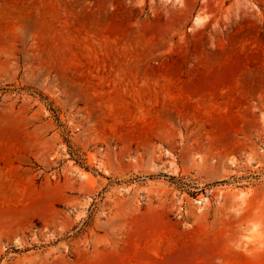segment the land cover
Returning a JSON list of instances; mask_svg holds the SVG:
<instances>
[{"label": "rangeland", "instance_id": "1", "mask_svg": "<svg viewBox=\"0 0 264 264\" xmlns=\"http://www.w3.org/2000/svg\"><path fill=\"white\" fill-rule=\"evenodd\" d=\"M0 264H264V0H0Z\"/></svg>", "mask_w": 264, "mask_h": 264}]
</instances>
